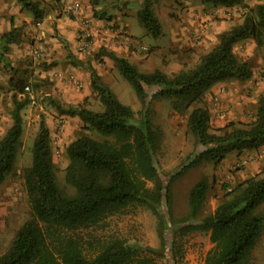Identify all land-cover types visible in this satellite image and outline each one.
Returning <instances> with one entry per match:
<instances>
[{
	"label": "trees",
	"instance_id": "trees-1",
	"mask_svg": "<svg viewBox=\"0 0 264 264\" xmlns=\"http://www.w3.org/2000/svg\"><path fill=\"white\" fill-rule=\"evenodd\" d=\"M16 1L21 11L36 20L43 18L44 10L38 0ZM200 1L223 8L243 2ZM142 2L138 23L146 36L160 38L162 25L153 3ZM94 6L92 2L96 18ZM18 31L11 24V30L1 37L4 50L18 40ZM248 39L258 48L264 46V2L248 8L242 22L223 32L218 43L192 68L183 67L172 74L159 69L141 72L127 58L102 50L133 87L142 105L140 115L122 104L92 70L91 87L99 97L102 111L91 110L85 104L67 109L57 106L60 113L78 118L83 124L82 134L66 148L65 182L74 189L73 194L62 190L57 181L49 130L40 123L31 149V165L21 174L31 215L0 254V264H150L125 239H103L96 232L109 218L135 206H148L156 213L164 205L170 214L172 185L177 179L204 164L217 168L234 153L264 147V97L257 103L252 122L233 121L216 129L203 102L216 84L244 82L253 77L250 64L235 53V47ZM150 90L153 93L149 96ZM155 100L170 101L172 111L186 117L187 130L196 146L201 147L167 174L157 165L162 133L149 116V107ZM13 104L12 125L0 139V184L15 169L24 130L21 111L26 101H19L14 95ZM211 183H216L215 177L211 182L209 177L202 176L192 186L188 217L179 224L170 220L169 226L179 229L180 235L194 231L209 235L214 246L204 264H249L264 230V217L259 213L264 205V165L259 174L233 188L223 184L226 193L222 200L212 213L198 219L206 206ZM166 223L161 219L158 227L162 248Z\"/></svg>",
	"mask_w": 264,
	"mask_h": 264
},
{
	"label": "rangeland",
	"instance_id": "rangeland-1",
	"mask_svg": "<svg viewBox=\"0 0 264 264\" xmlns=\"http://www.w3.org/2000/svg\"><path fill=\"white\" fill-rule=\"evenodd\" d=\"M38 1L44 10L41 20L21 11L16 0H0V39L11 30V24L19 30L18 40L8 45L6 50L3 49L4 42L0 40V139L12 125L13 96L17 95L19 101H26L21 111L24 130L15 169L0 184V254L7 250L18 229L31 215L21 174L25 167L31 165V149L41 122L49 130L57 181L62 190L68 194L74 193V189L65 182V168L68 165L66 148L82 134L83 124L78 118L60 113L57 106L67 109L85 104L91 110L102 111L99 97L91 87V70L122 104L130 106L137 116L140 115L142 105L133 87L123 79L115 62L102 54V50L122 57V49L128 48L130 53L127 59L141 72L148 73L161 69L159 60L162 55L159 52L147 63L156 51V46L161 44L157 48L172 51L163 60L164 71L172 74L169 71L176 70L180 65L182 68H192L203 54L218 43L221 33L231 26L224 25L221 28L218 22L240 24L248 8L264 2L256 0L250 5V0L246 3L243 0L233 8H223L200 0H190V11L194 16L190 21L186 19L189 10L183 12L188 6H183L182 0H153V10L162 19L166 20L171 14L177 26L182 25L181 28L193 23L187 35L195 45L191 47L189 41L176 44L178 38L173 39L169 33L157 39L146 36L145 31L141 36L130 35L127 26L119 22V18L124 15L137 18L143 6L142 0ZM92 2L95 4L96 18L93 16ZM176 10H181L182 15ZM109 18L112 20L108 21ZM210 23L214 27L213 34ZM248 40L242 41L243 44L240 42L235 47V53L243 60L248 58L253 77L244 82L227 81L216 94L205 97L203 101L210 111L215 129L233 121L252 122L257 103L264 97V46L253 47L246 44ZM108 43L111 45L107 46ZM246 50L247 55L244 54ZM148 93L150 96L153 90ZM149 116L162 133L157 165L163 173L172 172L195 151L201 150L187 130L186 117L173 112L170 101H153ZM245 153L230 155L217 168L211 163L204 164L177 179L172 185L170 214L164 205L156 213L148 206L131 207L123 214L109 218L98 229L97 235L103 239H125L138 249L140 257H147L150 264H204L207 253L214 246L209 235L198 231L180 235L179 229L170 227L169 222L171 220L179 224L188 217L190 189L202 176L209 177L211 182L215 177L216 183H211L206 206L198 219L212 213L222 200L226 193L222 189L223 184L233 188L259 174L264 165V147L260 151ZM259 213L264 217V205L260 207ZM161 219L167 222L163 248L158 233ZM249 264H264V230Z\"/></svg>",
	"mask_w": 264,
	"mask_h": 264
},
{
	"label": "crops",
	"instance_id": "crops-1",
	"mask_svg": "<svg viewBox=\"0 0 264 264\" xmlns=\"http://www.w3.org/2000/svg\"><path fill=\"white\" fill-rule=\"evenodd\" d=\"M151 1V0H150ZM183 2H184V5L183 6H185L186 7V5L188 6V9H185L183 12H186V11H188L189 10V12L186 14V19L188 20H190V21H192L193 20V17L194 16H192V11H190V9H192L191 8V6H192V4H191V1L190 0H182ZM247 1H249V0H244V3H246ZM153 4H154V1L152 0L151 1ZM256 2V0H250V2H248V3H250V5H253L254 3ZM174 8V10L173 11H171V13H173L174 11H175V9L177 8V6L176 7H173ZM93 9V8H92ZM178 11V12H177ZM176 13H180L181 15H182V11L181 10H176ZM138 14V13H137ZM138 16V15H137ZM157 16H158V14H157ZM167 16V15H166ZM174 16H172L171 14H169V17L166 19V20H164V19H162V16H158V18H159V20H160V22H161V25H162V31H163V35H168V33L170 34V36H172V38L174 39V38H178L177 39V42H176V44H185V43H187L188 41L190 42V44H192V46L191 47H195V45H194V43H192L191 41H190V39L189 38H187V35H188V31H190L191 29H192V26H193V23L191 22V25L189 24V23H187V25H185V27L184 28H181V26L182 25H180V26H177L178 25V23H176V22H174V19L175 18H173ZM170 20L171 21H173V22H170ZM119 22H121L122 24H124V26H127V29H128V31H129V33H130V35H142L143 34V32H144V30L140 27V25H139V23H138V17L136 18H134V17H132V16H129V15H124L123 17H121V18H119ZM186 23V22H185ZM234 22H218V24L219 25H221L220 27L221 28H223L224 27V25H234L233 24ZM173 24H175V26L173 25ZM210 27H211V32H212V34H213V29H214V27H213V24L212 23H210ZM230 26V27H231ZM229 27V28H230ZM222 30V29H221ZM210 31V30H209ZM226 31V30H225ZM224 31V32H225ZM178 32H180V34H181V37H180V34L178 33ZM207 32V31H206ZM167 33V34H166ZM223 33V32H222ZM221 33V34H222ZM207 35H208V32L206 33ZM162 35V36H163ZM184 35V36H183ZM250 40V39H249ZM248 40V42H246V44H250L251 46H256V44L254 43V41L253 40H250L249 41ZM139 42H141V40H139ZM138 42V43H139ZM244 42H242V44H243ZM107 46H110L111 44H106ZM161 44H159V45H157L156 46V51H154V53L153 54H151V57H149V59H148V61H147V63H149V62H151L152 61V58H154V56H155V54H156V52L158 53L159 52V54H161L162 55V58H160V60H159V63H160V65H161V69H159V70H162V71H164L165 69V67H164V62H163V60H164V57L165 56H170L171 55V53H172V51H170L168 48H165V49H159V48H157L158 46H160ZM188 46V45H187ZM189 49H190V47H189ZM209 51V50H208ZM207 51V52H208ZM122 57H125V58H127L128 57V54L130 53V51H129V49L127 48H124V49H122ZM125 53V54H124ZM169 54V55H168ZM244 54L245 55H247V50L244 52ZM245 57H247V56H245ZM128 60L130 61V59L128 58ZM167 60V59H166ZM245 61H249L248 60V58H245L244 59ZM131 62V61H130ZM163 66V67H162ZM178 66V65H177ZM182 68V65H180V66H178L177 67V69L175 70H172V71H169V72H177V71H179L180 69ZM167 73V72H166ZM254 75V74H253ZM229 82V81H228ZM227 81L226 82H222V83H218V84H216L215 86H213L210 90H209V92L206 94V98H209L213 93H217V91H218V89L220 88V87H222V86H224L225 84H227L228 83ZM260 149L261 148H259V151H260ZM254 151H258V149L257 150H254ZM243 153H245V152H243ZM246 154V153H245ZM244 154V155H245ZM242 160V159H241ZM243 161V160H242Z\"/></svg>",
	"mask_w": 264,
	"mask_h": 264
},
{
	"label": "built area",
	"instance_id": "built-area-1",
	"mask_svg": "<svg viewBox=\"0 0 264 264\" xmlns=\"http://www.w3.org/2000/svg\"><path fill=\"white\" fill-rule=\"evenodd\" d=\"M29 88L27 87L26 90H28Z\"/></svg>",
	"mask_w": 264,
	"mask_h": 264
}]
</instances>
